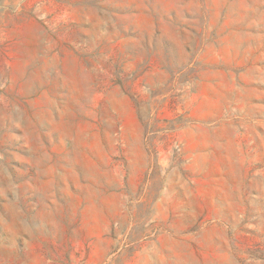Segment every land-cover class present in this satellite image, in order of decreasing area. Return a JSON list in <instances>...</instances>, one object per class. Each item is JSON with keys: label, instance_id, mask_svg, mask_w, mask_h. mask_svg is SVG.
<instances>
[{"label": "rangeland", "instance_id": "1", "mask_svg": "<svg viewBox=\"0 0 264 264\" xmlns=\"http://www.w3.org/2000/svg\"><path fill=\"white\" fill-rule=\"evenodd\" d=\"M0 264H264V0H0Z\"/></svg>", "mask_w": 264, "mask_h": 264}]
</instances>
